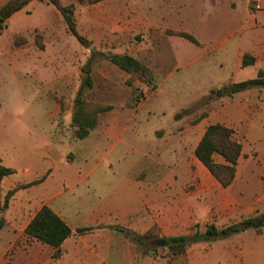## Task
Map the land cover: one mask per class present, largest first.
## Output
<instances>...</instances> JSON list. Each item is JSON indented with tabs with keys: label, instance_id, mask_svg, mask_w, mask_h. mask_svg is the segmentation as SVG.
<instances>
[{
	"label": "rangeland",
	"instance_id": "rangeland-1",
	"mask_svg": "<svg viewBox=\"0 0 264 264\" xmlns=\"http://www.w3.org/2000/svg\"><path fill=\"white\" fill-rule=\"evenodd\" d=\"M59 1L73 6L85 46L71 36L58 11L47 16L51 25L44 22L35 1L25 9L31 15H13L0 33V165L13 170L0 180V264H53L48 247L24 235L34 214L49 204L72 230L88 227L87 214L103 194L84 176L94 168L134 166V150H147L137 142V130L147 140L174 121L193 125L206 118L227 93L216 85L232 77L230 44L240 35L243 0ZM38 22L46 29L25 30ZM110 55L133 57L147 75L120 70L109 62ZM87 77L90 89L83 100L97 124L77 139L74 99ZM109 124L112 131L106 133ZM143 164L142 159L136 165ZM210 224L227 225L215 216ZM204 231L199 226L177 254L155 246L157 262L202 264L186 250L199 246L195 239Z\"/></svg>",
	"mask_w": 264,
	"mask_h": 264
},
{
	"label": "crops",
	"instance_id": "crops-1",
	"mask_svg": "<svg viewBox=\"0 0 264 264\" xmlns=\"http://www.w3.org/2000/svg\"><path fill=\"white\" fill-rule=\"evenodd\" d=\"M7 1L0 0V7ZM34 1L40 5L44 22L51 25L47 16L57 10L41 0H33L26 7ZM250 2L256 3L259 9L249 7ZM26 7L17 13L31 15ZM40 22L25 30L46 29ZM238 33L240 35L230 44L228 64L232 77L229 83L220 81L217 90L226 87L228 92L231 85L264 73V0H243ZM244 57L252 58L253 63L243 66ZM215 124L231 129L241 140L234 178L227 188H223L194 156L206 128ZM112 127L113 124H109L106 133H111ZM135 133L137 142L146 144L147 150H134L133 163L143 159V165L127 168L109 165L94 168L84 176L99 186L103 194L99 206L91 208L87 214L90 225L85 228L90 231L75 233L64 217L49 204L44 205L72 232L53 258V248L33 242L48 247L49 263L168 264L157 262L160 257L155 255L154 247H164V244L159 246L156 241L187 238L199 226L206 227L210 217L222 218L228 226L264 213V88L232 95L226 93L215 110L193 125L174 121L169 129L153 131V136L147 140L143 131ZM255 144L259 145L260 155ZM111 149L105 151L104 160ZM212 160L215 164L226 165L220 155L214 154ZM200 236L199 246H187L186 250V253L192 252L191 259L196 263L264 264V229L260 233L247 230L212 242H204L203 235ZM25 254L31 262L34 257L30 251ZM30 264L39 263L35 260Z\"/></svg>",
	"mask_w": 264,
	"mask_h": 264
},
{
	"label": "trees",
	"instance_id": "trees-1",
	"mask_svg": "<svg viewBox=\"0 0 264 264\" xmlns=\"http://www.w3.org/2000/svg\"><path fill=\"white\" fill-rule=\"evenodd\" d=\"M33 0H8L0 7V33L6 28L7 20L15 13L23 10ZM52 5L61 15L68 32L76 41L82 45H86V40L80 36L75 28L73 19V6H62L59 0H41ZM93 3H98L103 0H92ZM180 37L189 41L193 39L187 34H180ZM109 62L120 70L138 74L143 78L147 75L146 68L136 59L130 56L110 55L107 56ZM253 59L244 57L243 66L251 65ZM85 73H89L88 66ZM253 88H264V73L259 72L255 79L247 80L237 84H233L228 88L227 94L232 95ZM90 89L89 77L84 79L82 85L77 91L74 99V110L72 116V124L76 128L75 137L77 139L86 138L97 124V117L94 113H89L85 109L83 95L85 90ZM178 116H176L177 118ZM241 152V144L235 138L234 132L231 129L221 125H209L198 143L194 156L195 158L212 174V176L220 183L223 188L230 186L234 178V167L237 163ZM214 154L220 155L226 165L215 164L212 160ZM13 174V170L0 165V180ZM39 181L30 183L25 187H30ZM14 191L8 193L9 198ZM6 206V204H5ZM264 229V213L243 219L237 223L218 228L214 224L205 227L203 233L204 242H212L228 238L234 234L242 233L247 230H254L260 233ZM90 228H78L75 230L77 234H84L90 231ZM72 234L70 228L62 221L50 208L42 206L30 219L24 229V235L33 241L39 242L53 248L54 257L59 253L61 244ZM186 237H176L164 239V247L175 252H182L186 247Z\"/></svg>",
	"mask_w": 264,
	"mask_h": 264
},
{
	"label": "water",
	"instance_id": "water-1",
	"mask_svg": "<svg viewBox=\"0 0 264 264\" xmlns=\"http://www.w3.org/2000/svg\"><path fill=\"white\" fill-rule=\"evenodd\" d=\"M195 240L201 241L202 240V236H198ZM156 244L159 245V246H163V241L162 240H158V241H156Z\"/></svg>",
	"mask_w": 264,
	"mask_h": 264
},
{
	"label": "built area",
	"instance_id": "built-area-1",
	"mask_svg": "<svg viewBox=\"0 0 264 264\" xmlns=\"http://www.w3.org/2000/svg\"><path fill=\"white\" fill-rule=\"evenodd\" d=\"M255 9H259V6L258 5H255Z\"/></svg>",
	"mask_w": 264,
	"mask_h": 264
}]
</instances>
